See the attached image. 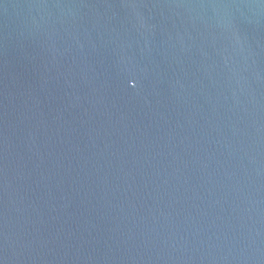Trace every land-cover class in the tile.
I'll use <instances>...</instances> for the list:
<instances>
[{"label":"water","instance_id":"obj_1","mask_svg":"<svg viewBox=\"0 0 264 264\" xmlns=\"http://www.w3.org/2000/svg\"><path fill=\"white\" fill-rule=\"evenodd\" d=\"M0 264H264V0H0Z\"/></svg>","mask_w":264,"mask_h":264}]
</instances>
